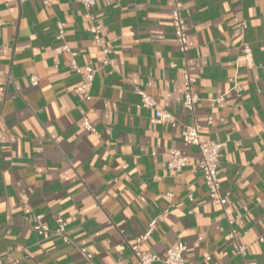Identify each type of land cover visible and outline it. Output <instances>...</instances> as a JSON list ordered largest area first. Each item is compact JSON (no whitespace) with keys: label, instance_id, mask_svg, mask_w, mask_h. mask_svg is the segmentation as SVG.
Here are the masks:
<instances>
[{"label":"crops","instance_id":"0c3cea01","mask_svg":"<svg viewBox=\"0 0 264 264\" xmlns=\"http://www.w3.org/2000/svg\"><path fill=\"white\" fill-rule=\"evenodd\" d=\"M180 1L184 55L170 0H96L100 44L79 0H0L1 264H133L130 245L158 216L143 250L162 257L180 240L183 264H264V0ZM63 43L79 65L96 68L90 99L74 91L82 74L69 70V54L55 53ZM185 71L199 98L201 139L225 143L217 170L224 209L208 196L198 148L180 136L192 122L182 106ZM136 90L176 125L153 123ZM172 149L188 159L178 171L165 167ZM39 213L50 228L62 217L72 243L38 235ZM225 213L237 243L227 237Z\"/></svg>","mask_w":264,"mask_h":264},{"label":"built area","instance_id":"2783aa9c","mask_svg":"<svg viewBox=\"0 0 264 264\" xmlns=\"http://www.w3.org/2000/svg\"><path fill=\"white\" fill-rule=\"evenodd\" d=\"M172 2V7L170 9V21L173 28V35L175 45L177 50L181 54H185L188 49L187 42V31L188 25L186 18L183 14L182 3L180 0H170ZM81 6L84 9L83 16L92 21L91 26L88 28V31L92 34L94 41L98 44L101 43V27L99 24L95 23L94 15L92 14V8L96 0H79ZM57 33L56 37L62 40L65 36V31L63 24L60 21L56 22ZM245 26L243 25L242 30ZM55 53L67 52L69 54V70L75 73L82 74V81L74 88L75 93L81 99H90V89L94 79V74L96 68L93 65H79L75 60V52H73L67 44L63 43L62 45L55 47ZM243 57L248 66L253 65L252 51L250 46L247 43H244L241 47ZM102 52L105 55L101 60V65H108L110 63V58L108 54L110 49L108 47H103ZM38 76L35 73H32L29 76V82L31 85L38 84ZM182 106L185 111L190 114L192 122L190 124H182L180 128V136L182 140L190 145H195L198 148L199 158L197 161V166L203 174V181L208 191V196L210 200L217 206L224 209L227 204V199L222 194L221 183L218 179L217 170L220 164V157L222 150L224 148V142H217L214 140H202L200 137L201 126L197 119L195 118V108L198 101V95L194 90V77H192L188 71H185L182 75ZM240 86L235 85V91H239ZM136 93L140 97V102L143 107L151 108L154 111L152 118L153 123H168L171 125H176L175 117L167 110L159 107L156 101L142 90H136ZM220 100V99H218ZM211 121V117H208V122ZM83 125L86 129L93 130V127L90 125L88 119H83ZM172 156L171 160L165 164L166 168L173 169L178 171L185 167L188 164V159L186 156L182 155L179 150L172 149L170 150ZM227 237L229 240L237 243L236 239V229L234 226V220L227 216ZM161 219V216L154 218L150 222L149 229L136 237L135 242L130 245L132 254L134 256L133 264H183L182 255L186 250V245L178 240L169 245L162 257H159L156 254H153L149 251L143 250L140 248L139 244L141 241L147 238L150 231L155 225V222ZM55 227L50 228L49 225L44 220L42 214L35 215V222L32 226V229L40 236H57L64 243H72L71 238L67 234L66 221L62 217H55ZM262 241V238L259 239ZM81 253L86 257L90 258V255L85 253L84 249H80ZM237 254L240 256L245 255V246L237 244ZM2 263L0 259V264ZM245 264H255L254 262H245Z\"/></svg>","mask_w":264,"mask_h":264}]
</instances>
